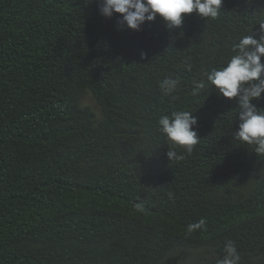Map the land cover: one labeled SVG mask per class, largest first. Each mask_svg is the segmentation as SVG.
I'll list each match as a JSON object with an SVG mask.
<instances>
[{
	"label": "trees",
	"instance_id": "obj_1",
	"mask_svg": "<svg viewBox=\"0 0 264 264\" xmlns=\"http://www.w3.org/2000/svg\"><path fill=\"white\" fill-rule=\"evenodd\" d=\"M118 15L0 0V264H188L201 248L219 264L229 241L239 264H264V154L235 139L239 106L207 82L259 35L264 0H223L171 31ZM180 110L197 118L191 154L158 130Z\"/></svg>",
	"mask_w": 264,
	"mask_h": 264
},
{
	"label": "clouds",
	"instance_id": "obj_2",
	"mask_svg": "<svg viewBox=\"0 0 264 264\" xmlns=\"http://www.w3.org/2000/svg\"><path fill=\"white\" fill-rule=\"evenodd\" d=\"M100 14L106 18L118 15V25L135 31L142 30L146 22L158 17L165 27L181 28L186 15L195 12L200 18L214 19L219 15L223 0H97ZM259 35H245L233 45L235 55L227 63L207 74L208 84L215 87L219 96L235 99L239 106L238 128L235 139L243 144L255 146L254 151L264 154V108L254 101L264 99V22L258 24ZM143 56L144 53H141ZM179 85L177 79L168 77L161 84L165 95L173 93ZM207 85L200 81L196 91ZM197 118L192 111H175L158 118V130L175 146L191 154L199 143L198 132L193 128ZM170 159H183L175 150L166 152ZM195 251L188 264H205L206 255L195 258ZM224 257L219 264H239L240 255L235 244L229 241L224 248Z\"/></svg>",
	"mask_w": 264,
	"mask_h": 264
},
{
	"label": "rangeland",
	"instance_id": "obj_3",
	"mask_svg": "<svg viewBox=\"0 0 264 264\" xmlns=\"http://www.w3.org/2000/svg\"><path fill=\"white\" fill-rule=\"evenodd\" d=\"M83 103L90 105L96 111L97 114H101V108L91 94L85 96V98L83 99ZM203 255H208V253L203 251L197 252L195 254V258L198 259L200 256Z\"/></svg>",
	"mask_w": 264,
	"mask_h": 264
}]
</instances>
